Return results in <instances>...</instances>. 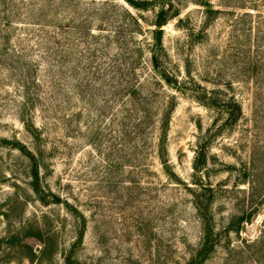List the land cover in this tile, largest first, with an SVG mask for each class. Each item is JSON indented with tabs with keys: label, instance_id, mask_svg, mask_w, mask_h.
<instances>
[{
	"label": "rangeland",
	"instance_id": "rangeland-1",
	"mask_svg": "<svg viewBox=\"0 0 264 264\" xmlns=\"http://www.w3.org/2000/svg\"><path fill=\"white\" fill-rule=\"evenodd\" d=\"M111 1L139 18L142 29L129 40L145 49L139 81L160 107L140 166L128 143L120 150L114 132L118 106L104 109L103 91L95 89L96 110L72 71L67 120H46L38 106L35 122L43 137L37 141L20 120L24 92L17 78L0 68V264H186L205 235L196 206L202 185L215 195L210 210L220 237L203 264H264V5L253 10L250 0H173L181 14L163 26V41L170 66L193 91L168 84L152 69L158 6L139 10L125 0ZM205 89L238 101L242 115L226 124L227 114L200 100ZM171 103L159 148L161 109ZM19 141L37 151L46 202L34 189L30 158L15 148ZM201 145L207 158L199 159L195 171ZM206 196L199 201L205 204ZM241 215L247 221H232ZM81 231L83 241L73 248ZM20 242L36 255L26 247L10 249Z\"/></svg>",
	"mask_w": 264,
	"mask_h": 264
},
{
	"label": "trees",
	"instance_id": "trees-1",
	"mask_svg": "<svg viewBox=\"0 0 264 264\" xmlns=\"http://www.w3.org/2000/svg\"><path fill=\"white\" fill-rule=\"evenodd\" d=\"M125 1L139 10L155 9L158 6L153 22L155 28L152 29L154 41L150 43L152 69L157 78L178 88H185V84L179 81L170 66L169 52L163 41V26L181 14L180 8L173 0ZM262 5V0L260 3L258 0H250L248 7L258 10ZM179 21L183 19L180 18ZM96 22L98 27L94 29ZM136 29H142L139 18L111 0H0V68L17 78L19 90L24 92L19 101L20 120L32 139L39 141L43 137V127L35 122L34 112L38 111V106L44 112L46 120L50 117L67 120L68 114L64 112L67 105H70L67 80L73 71L78 80V90L84 99L89 95L96 110L99 109L96 106L95 89L107 94L108 98L104 99L102 105L104 109H114L113 104H117L115 120L118 128L114 131L117 143L121 151L125 150L128 143L135 166H140V157L148 144L149 131L154 123V112L160 107H155L152 102L155 94L144 91V85L139 81L137 68L145 63V49L129 40L137 33ZM113 45H117L116 52L112 51ZM73 50L75 54L72 55ZM90 87L94 89L91 93L88 91ZM186 88L195 90L188 86ZM200 100L220 114H227L226 124L242 115V106L238 101L224 98L214 89H205ZM173 106L174 103H171L161 109L162 133L159 148H164L163 136L166 135ZM51 113L54 115H50ZM98 114L96 116L101 119L105 115L104 110ZM79 115H82V111H79ZM15 148L30 158L37 180L33 182L34 189L39 194V199L46 202V195L42 194L44 191L39 183L37 151L20 141ZM206 150L204 145L197 149L195 171L199 170V159L206 160ZM202 188L197 194L196 206L204 224L205 235L202 245L186 264H203L220 244L210 210L215 195L211 187L202 185ZM201 196H206L205 204L202 200L199 201ZM235 220L247 221L244 215L234 216L232 221L235 223ZM83 237L84 233L81 231L72 247L81 243ZM48 246L49 244L44 245L41 252L46 253ZM9 247H26L31 250L32 256L36 255L34 248L27 242L11 244ZM260 251H264V228L260 233ZM68 260H71L70 256Z\"/></svg>",
	"mask_w": 264,
	"mask_h": 264
}]
</instances>
